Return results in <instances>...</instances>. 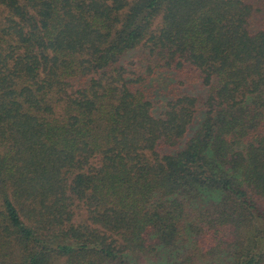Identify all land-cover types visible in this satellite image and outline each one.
<instances>
[{
  "label": "trees",
  "instance_id": "16d2710c",
  "mask_svg": "<svg viewBox=\"0 0 264 264\" xmlns=\"http://www.w3.org/2000/svg\"><path fill=\"white\" fill-rule=\"evenodd\" d=\"M251 1L0 0V264H264Z\"/></svg>",
  "mask_w": 264,
  "mask_h": 264
},
{
  "label": "rangeland",
  "instance_id": "374dc122",
  "mask_svg": "<svg viewBox=\"0 0 264 264\" xmlns=\"http://www.w3.org/2000/svg\"><path fill=\"white\" fill-rule=\"evenodd\" d=\"M251 3L255 6V12L252 16L251 23L254 27L264 28V11H259L257 0H252Z\"/></svg>",
  "mask_w": 264,
  "mask_h": 264
}]
</instances>
